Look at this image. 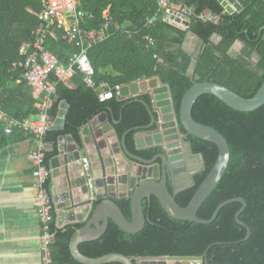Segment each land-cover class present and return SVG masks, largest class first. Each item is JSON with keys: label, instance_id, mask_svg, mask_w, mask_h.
I'll use <instances>...</instances> for the list:
<instances>
[{"label": "trees", "instance_id": "1", "mask_svg": "<svg viewBox=\"0 0 264 264\" xmlns=\"http://www.w3.org/2000/svg\"><path fill=\"white\" fill-rule=\"evenodd\" d=\"M237 1L242 9L228 13L217 0H185L184 5L193 8V15L188 28L182 30L163 21L144 26L145 18L157 10L156 0H80V7L93 14L84 24L86 29L100 28L106 9L113 19L107 36L88 50L96 86L101 83L109 87L126 85L158 76L170 87L177 116L181 98L194 81L214 82L242 97L253 96L264 81V30H260L264 26V1ZM40 9V0H0V103L8 115L19 121L39 113L23 78L25 56L19 49L22 43L32 42L39 31L40 20L34 13ZM205 10L215 15L216 21L197 17ZM188 31L201 41L195 56L183 48ZM147 34L155 39L154 45H148ZM213 35H218L217 42L211 40ZM237 40L243 46L237 56H232L229 51ZM46 47L65 65L66 54L75 51L72 44L51 37L47 39ZM193 60V70L189 72ZM251 64L261 74L250 69ZM51 79L55 82V92L48 114L56 117L62 100L68 103V109L63 128L46 131L42 137L44 143L55 142L59 136L70 134L82 144L80 127L106 109L116 120L113 128L119 138L127 129L150 122L146 106L138 101L143 99L151 105V96L147 93L124 98L113 93L111 98L100 101L99 89L87 86L77 69L70 78L71 87L57 77ZM192 117L220 132L230 148L227 169L198 208L197 216L209 219L221 202L240 197L246 206L239 219L250 230L248 238L244 240L247 230L235 220L242 207L240 202L226 204L212 222L200 224L172 218L152 197L149 204L144 201L146 222L139 232L126 233L110 221L99 238L78 245L82 254L89 257L108 253L129 257L199 255L204 264H264V105L252 111H237L217 97L203 94L192 107ZM181 131L185 133L182 127ZM25 137L34 135L17 128L7 135L0 124V148ZM185 141L192 153L202 156V167L193 176L194 185L175 194V200L181 206L187 205L218 155L216 145L211 142L191 135ZM125 142L131 152L146 159L162 150L160 147L136 149L134 132L126 135ZM55 153L56 150L44 153L47 167ZM44 185L50 190V178ZM119 205L130 218L129 201H121ZM52 215L55 218L53 209ZM82 226L83 223H74L57 227L53 220L51 249L54 264H82L72 257L69 249L72 233Z\"/></svg>", "mask_w": 264, "mask_h": 264}, {"label": "water", "instance_id": "2", "mask_svg": "<svg viewBox=\"0 0 264 264\" xmlns=\"http://www.w3.org/2000/svg\"><path fill=\"white\" fill-rule=\"evenodd\" d=\"M217 1L228 13L242 9L237 0ZM189 24L190 17L185 16L184 26L181 29L187 28ZM260 30H264V26ZM189 35L192 36V33L188 31L186 39ZM193 37L199 40L198 36L193 35ZM218 39V35H213L211 38L213 42H217ZM242 46L243 43L237 40L229 51L230 55L237 56ZM187 51L194 56L197 54ZM254 59H257L256 54H254ZM193 65L194 60L189 72H192ZM248 67L261 74L254 64ZM141 90L150 91L153 100L149 105L143 99H138L149 112L150 122L148 124L131 127L119 138L113 128L116 120L108 115L109 109H106L107 111L99 112L80 127L82 144L73 140L72 136L58 137L59 153L56 159L59 161V167H54L52 170L53 184L59 186L53 189L56 206L61 209L63 220L84 223L82 227L75 229L70 237V253L76 261L82 264L109 262L121 264H204L203 257L199 255L129 257L121 253H108L99 257H89L79 251L78 245L81 242L99 238L106 231L110 221L126 233L139 232L146 222L144 201L149 204L152 197L160 202L163 209L172 218L200 224L212 222L219 210L226 204L240 202L242 207L237 211L235 220L246 228L247 233L244 240L247 239L250 230L239 219L246 202L240 197L221 202L209 219L197 216L198 208L227 169L230 148L220 132L194 120L192 107L199 96L210 94L234 110L252 111L264 105V81L256 93L249 98L242 97L214 82L194 81L181 98L178 116L170 87L168 84L162 83L158 76L121 86L119 96L137 95ZM181 127L185 133H182ZM129 132H134L136 149L160 147L161 152L149 159L134 154L128 149L125 142ZM188 135L215 144L218 155L187 205L181 206L176 202L175 194L185 187L194 185L192 169L202 167V156L194 155L190 145L185 141ZM67 139L70 141L69 144H67ZM83 154H87L91 160L92 187L86 183V177L81 168L79 159ZM56 159L52 160V164ZM125 200L129 201L130 218L126 217L119 205V202ZM96 202L97 204H95Z\"/></svg>", "mask_w": 264, "mask_h": 264}, {"label": "built area", "instance_id": "3", "mask_svg": "<svg viewBox=\"0 0 264 264\" xmlns=\"http://www.w3.org/2000/svg\"><path fill=\"white\" fill-rule=\"evenodd\" d=\"M41 9L35 13L40 20L39 31L34 34L32 42H24L20 46V54L25 56L23 62V78L30 87L32 96L36 100V107L39 113L31 118L19 121L8 115L0 103V124L5 134H11L15 128L34 135L38 140L37 147L30 151L28 160L33 166V175L38 179L37 213L40 221L39 253L40 264H54L52 260L51 245L53 233L51 223L54 220L52 215L53 204L50 190L45 187L46 180L51 175V169L45 164L44 142L42 137L50 130L52 118L48 114L51 106L52 95L55 92V82L51 77L62 80L71 76L77 69L83 74V81L89 87L96 88L93 80L94 68L88 57V50L93 45L102 41L113 24L109 10H104L103 24L100 28L86 29L85 22L93 17L92 13L84 11L80 7V0H40ZM174 0H156L157 10L144 20V26L150 27L156 21H163L178 28L183 27L185 16L192 17V7H175ZM198 18L202 20L216 21L217 17L209 11H203ZM51 37L55 40L61 39L75 47V51L67 54V65L62 63L58 56L47 49L46 41ZM145 39L149 46L155 44L152 35L147 34ZM154 57L156 55L154 54ZM122 85L109 87L101 83L98 98L100 101L112 97L113 93L119 95ZM83 175L86 183L92 187L91 160L87 154L80 156Z\"/></svg>", "mask_w": 264, "mask_h": 264}, {"label": "crops", "instance_id": "4", "mask_svg": "<svg viewBox=\"0 0 264 264\" xmlns=\"http://www.w3.org/2000/svg\"><path fill=\"white\" fill-rule=\"evenodd\" d=\"M184 3L185 0L173 1L175 7H187ZM193 35V33L192 36L189 35L183 45L186 50L197 53L201 46V41L195 39ZM71 76L62 79L70 87ZM141 80L143 79L137 81ZM28 88L30 89L29 86ZM145 93L151 96L150 91L141 90L139 94L127 97ZM151 101H153L152 97ZM34 106L36 107V100ZM67 109L68 103L65 100L60 101L56 117H51L52 125L50 130L63 128ZM36 115H32L26 119H31ZM66 136L71 135L67 134ZM37 142L38 140L34 137H25L0 148V264H40L39 236L41 228L37 213L38 179L33 175V166L28 160V154L37 147ZM69 142V139H67V144ZM53 150H56V153L50 158L48 167L51 169V175L49 177L50 194L55 214V225L57 227H63L67 224L81 223L63 220L61 209H58L56 206L57 203L54 199L53 189L59 186L53 184L54 178L52 176V170L54 167H59V161L56 159L59 153L58 138L55 142L44 143V152H52ZM54 159H56L54 162L55 165L52 164V160Z\"/></svg>", "mask_w": 264, "mask_h": 264}, {"label": "flooded vegetation", "instance_id": "5", "mask_svg": "<svg viewBox=\"0 0 264 264\" xmlns=\"http://www.w3.org/2000/svg\"><path fill=\"white\" fill-rule=\"evenodd\" d=\"M194 154V153H193ZM195 155V154H194ZM198 156V155H196ZM201 169V167H195L194 169H192V173H193V176Z\"/></svg>", "mask_w": 264, "mask_h": 264}, {"label": "rangeland", "instance_id": "6", "mask_svg": "<svg viewBox=\"0 0 264 264\" xmlns=\"http://www.w3.org/2000/svg\"><path fill=\"white\" fill-rule=\"evenodd\" d=\"M173 264H183V263H173Z\"/></svg>", "mask_w": 264, "mask_h": 264}]
</instances>
